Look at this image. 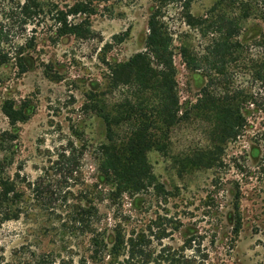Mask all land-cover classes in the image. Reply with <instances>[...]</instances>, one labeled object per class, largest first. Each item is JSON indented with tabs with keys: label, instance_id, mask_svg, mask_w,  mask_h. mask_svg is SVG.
I'll return each instance as SVG.
<instances>
[{
	"label": "rangeland",
	"instance_id": "1",
	"mask_svg": "<svg viewBox=\"0 0 264 264\" xmlns=\"http://www.w3.org/2000/svg\"><path fill=\"white\" fill-rule=\"evenodd\" d=\"M77 1L38 0L37 14L26 18L20 9L25 0H0V54L8 55L0 67V139L6 138L0 141V177L16 184L21 203L14 208L22 213L18 220L4 221L0 209V264H36L45 254L51 260L90 262L91 235L74 230L71 207L91 193L107 232L119 224L127 238L145 236L150 264H264V89L247 74V45L264 33L263 0H256L257 11L239 23L244 54L228 68L231 84L215 75L212 85L216 92L245 93L242 135L226 146L218 166L197 169L185 160L210 147L208 125L199 119L182 124L167 152L148 153L161 187L122 200H112L109 187H92L98 178L94 147L104 142L106 128L84 109L90 88H105L107 63L144 50L150 16L160 8L174 37L180 103L189 110L215 73L189 70L179 48L189 44L202 56L210 34L204 38L186 25L187 0H97L88 20L90 38L60 36L57 17ZM219 1L191 0L190 11L205 17ZM20 62L29 66L26 73ZM247 92L253 104L247 105ZM7 102L27 107L30 119L13 126L3 111ZM70 144L84 154L74 173L78 181L67 184L56 162ZM82 144L87 149L81 153ZM63 191L70 192L66 202L59 195Z\"/></svg>",
	"mask_w": 264,
	"mask_h": 264
},
{
	"label": "trees",
	"instance_id": "2",
	"mask_svg": "<svg viewBox=\"0 0 264 264\" xmlns=\"http://www.w3.org/2000/svg\"><path fill=\"white\" fill-rule=\"evenodd\" d=\"M96 1L79 0L68 12H60L57 20L62 26L57 33L79 39L90 38L92 32L88 20L96 13ZM254 4L259 3L256 0H220L205 17L200 18L191 13V0L184 3L186 25L199 30L204 38L210 36L202 56L189 44H183L179 53L189 70L215 73L209 75V83L201 98L189 110L183 111L180 103L174 37L163 22L160 8L150 16L144 50L127 61L106 64L105 88L100 89L99 85L90 88L84 105L86 112L100 118L106 128L104 142L94 147L98 178L93 188L109 187L112 200H122L123 196L135 198L151 189L158 190L161 186L153 174L148 153L153 150L167 152L174 130L193 119L207 123L210 147L194 152L185 161L197 169H212L219 165L226 146L237 140L245 129L243 102L246 95L230 88L216 92L212 85L215 75L216 78L227 77L229 66L242 59L244 47L237 40L241 30L239 23L257 11ZM260 5L264 12V0ZM40 6L38 0H25L20 9L24 17L31 18ZM79 15H85L86 19L77 24L68 23L69 16ZM251 49L258 52L252 55ZM7 60V54H0V67ZM17 65L21 73L29 69L24 62ZM247 74L264 89V33L252 47L247 45ZM228 79L225 83L230 85ZM251 101V94L247 92V105L253 104ZM26 109L25 106L16 109L12 102L3 107L13 126L30 119L31 114ZM0 141L3 143L6 138ZM70 145L69 149L61 150L56 162L58 174L67 184L75 180L79 157L87 149L82 144L83 153L80 154ZM59 195L66 202L70 192L63 191ZM90 196L92 193L82 196L71 207L74 230L91 235V261L79 264H150L153 255L145 236L134 234L127 238L119 224L107 232V228H103L97 198ZM20 203L16 184L0 177V209L4 210V221L20 219V209L14 208ZM38 258L36 264H74L64 258L51 260L49 254Z\"/></svg>",
	"mask_w": 264,
	"mask_h": 264
}]
</instances>
